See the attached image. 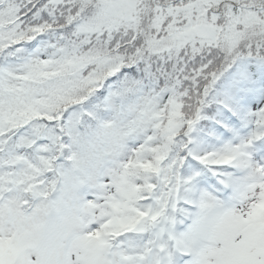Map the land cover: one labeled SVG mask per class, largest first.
<instances>
[{
  "label": "snow or ice",
  "instance_id": "6c2138e0",
  "mask_svg": "<svg viewBox=\"0 0 264 264\" xmlns=\"http://www.w3.org/2000/svg\"><path fill=\"white\" fill-rule=\"evenodd\" d=\"M0 264H264V0H0Z\"/></svg>",
  "mask_w": 264,
  "mask_h": 264
}]
</instances>
